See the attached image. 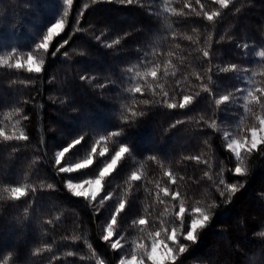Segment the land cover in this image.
Wrapping results in <instances>:
<instances>
[{"label":"trees","instance_id":"obj_1","mask_svg":"<svg viewBox=\"0 0 264 264\" xmlns=\"http://www.w3.org/2000/svg\"><path fill=\"white\" fill-rule=\"evenodd\" d=\"M186 2L196 11L185 8ZM201 3L206 11H219L221 15L209 22L196 0H139L132 5L121 4L119 0H73L70 7L63 6L62 0H0V55L16 48L21 55L31 50L37 60H44L43 70L38 74L0 69L3 103L0 129L10 133L15 125V130L23 129L29 136L28 141L20 142V151H13L0 141V196H8L3 192L4 187L55 186L38 192L40 199L27 211L28 197L21 201L0 200V264L4 259L9 264L17 261L19 264H96L89 243L103 264H117L121 255L131 252L134 240L149 245L147 231L140 232L129 225L140 215L155 220L154 227L159 224L157 214L164 212L165 205L155 202V185L168 184L166 170L183 177L178 183L186 204L195 206L197 201L202 207L213 201L217 204L211 209V222L199 231L198 242L181 241L189 248L177 255L175 264H264V235H261L264 233V145H259L250 155L242 152L246 173L236 176L231 171L236 160L223 136L225 130L243 135L244 129L257 122L254 115H245L238 104L225 103L217 108L213 97L202 91V81L197 79V75L203 76V84H208L209 61L202 51L209 46L214 65H249L237 45L248 43L258 49L264 44V0H228V8H221L213 0H201ZM65 10L68 15L64 17V28L53 37L48 52L36 51L34 45ZM180 11L186 15H178ZM81 12L83 15L78 17ZM117 39L119 43L115 42ZM64 40L68 43L56 52ZM108 44L113 46L107 47ZM64 52L68 53L67 57L63 56ZM145 56L148 63L142 66ZM155 64L160 65L158 81L148 77V82L153 86L159 83L160 87L153 95L144 80H137L128 69L143 73ZM164 65H169L167 76L163 75ZM251 67L260 69L258 64ZM233 75L231 72L213 75L216 83L209 86L216 97L239 83L230 79ZM81 76H88L90 82L81 80ZM123 77L131 78V84ZM254 80L256 83L249 86L264 87V76H256ZM137 83L144 87L143 96L127 91ZM161 89L175 98L172 102L181 99V92L200 95L185 109H168L159 103ZM144 99L152 103L145 105ZM251 107L264 115L256 105ZM14 108L20 109L28 119L16 115ZM131 110L144 115L132 117ZM177 120L183 123L176 124ZM212 120L219 130L208 126ZM240 124L242 128L238 129L236 125ZM117 130H122L121 136L101 141V145H106L112 154L118 150L119 142L126 140L138 155L135 161L125 158L119 162L108 178L112 181L111 188L118 196L122 195L125 180L133 170L142 179L132 187L130 197H126L135 201L132 212L123 220L126 231L122 234L127 244L113 250L109 242L101 239V229L107 209L115 201H108L98 215L94 214L87 200L67 190L65 180L69 174L58 173L55 152L73 136L86 132V143L73 149L84 158L92 140ZM153 155L156 160L148 158ZM197 155L207 163L184 159ZM219 168L224 169L227 183L244 182L227 204L213 182L220 178ZM205 171L213 180L204 175ZM71 175L76 177L79 172ZM171 204L169 201V209ZM49 219L54 223L45 222ZM167 219H172L171 212ZM175 223L178 225L179 221ZM76 236L82 238L74 240ZM38 249L41 251L37 255ZM68 251L76 254L69 257ZM54 256L58 258L50 261Z\"/></svg>","mask_w":264,"mask_h":264},{"label":"snow or ice","instance_id":"obj_2","mask_svg":"<svg viewBox=\"0 0 264 264\" xmlns=\"http://www.w3.org/2000/svg\"><path fill=\"white\" fill-rule=\"evenodd\" d=\"M108 2H111V0H108ZM213 2L218 3L221 8H228L229 6L228 0H213ZM72 3L73 0H62L63 6L70 7ZM119 3L132 5L134 3H139V0H119ZM196 4L200 5V12L203 13L204 17L209 22L214 21V18L221 15L219 11H206L204 4L201 3V0H196ZM184 7L191 8L193 12L196 11V9L192 7L191 3L186 2ZM172 11L175 12V9ZM237 11H239V9H237ZM177 14L181 16L186 15L183 11H180ZM57 15H59V13H57ZM67 15L68 12L65 10L63 12V16L55 19L51 23V26L47 27L46 34H43L42 39L34 45L36 51L43 50L45 53L48 52L53 36L63 30L65 24L64 17ZM82 15V12L78 13V17ZM78 22L79 21L77 19V24ZM188 39H191V37H188ZM220 39L223 40L224 37H221ZM115 42L119 43V39ZM66 43H68L67 40L61 42L59 47H57L56 52H59L60 48H63ZM112 46V44L107 45V47ZM237 47L242 49L244 59L250 62L248 66L238 65L237 63H228L224 66L214 65L212 62L213 53L211 52L209 46V49L202 51L203 57L209 61L207 67V72L209 73L207 77L208 84H203V76L197 75V79L202 81V91L213 97L214 104L217 108H219L221 104L225 103L229 104V106L232 104H238L243 108L245 115L252 114L255 117L257 123L244 129L243 135H241L239 131L233 133L232 131L225 130L223 133L226 147L228 151L234 155L236 160V164L231 171L233 175L242 176L246 173V169L244 167L245 160L241 154L242 151L250 155L254 150L258 149L259 145H264V115L254 112L251 107L252 105H256L259 111L264 113V87L249 86L256 83L254 77L264 76V44L258 46V49L248 43L238 44ZM249 48H251V51H248ZM56 52L52 53V55L55 56ZM67 55V52L63 53V56L67 57ZM169 55H171V53H169ZM147 63V57L145 56L142 66ZM253 64L260 65V69L253 70L251 67ZM43 65L44 60H37L31 50L27 51L24 55H21L18 49L12 48L5 52V54L0 55V69L26 70L27 73L38 74L43 70ZM168 67L169 65H164L163 75L165 76L169 74ZM159 70V64H155L152 67L147 68L143 73L132 68L128 69L130 73L134 72L137 80H144V83L148 85V88L152 91L153 95L157 94L156 88L160 87V85L159 83H156V85L153 86L148 82V77H151L152 81H158ZM229 72L234 74L230 79L236 80L239 83L233 90L216 97L215 92L209 86L216 83L213 79V75H220ZM80 79L88 80L90 82V78L88 76H81ZM122 79L127 80L128 83L131 84V78L123 77ZM13 83H15V81H13ZM99 86L102 87L103 85ZM127 91L132 94L139 93L141 96L145 94L143 85H140L139 83L135 86L129 87ZM179 95L181 96V99L178 102H172L175 98L170 97L168 92L162 90V96L159 103L168 109H175L177 107L185 109L193 104L196 97H198L200 93L197 92L195 96H193L184 95L181 92ZM53 102L55 103V101ZM142 103L147 105L152 103V101L144 99ZM2 107L3 103L0 101V108ZM75 110L76 109H73V111ZM12 111L18 116L22 115L23 119H28L26 115L22 114L20 109L14 108ZM138 115H144V113L131 110L132 117H136ZM5 118L7 119L8 116ZM17 123L19 122L17 121ZM180 123H183V121H176V124ZM197 123H199V121ZM172 126L175 127V124ZM208 126L214 130H219L215 120H212ZM236 127L238 129L242 128V124L236 125ZM15 128L16 126L13 125V131L10 133H6L3 129H0V141H2L6 146L11 147L13 151H20L22 147L20 142L28 141L29 136L23 131V129L17 131ZM121 135L122 130L111 131L107 135L101 136L98 140H92L91 146L87 148V155L84 158H81L79 152L73 151V149H76V146L78 145L86 143V132L73 136L67 144L63 145L60 150L55 152V165L58 166V173L69 174L65 180L67 190L73 196L77 198L83 197L87 200L89 206L93 207L94 214L98 215L99 209L102 208L108 201H115L113 207L107 209L105 222L101 229L103 233L101 239L105 242H109L110 247L113 250L123 248L125 244H127V241L122 234L126 231L123 226V220L125 216L132 212L135 201L126 199V197H130L132 187L136 186V182H139L142 179V176L137 171L133 170L125 180V188L122 195L118 196L115 189L111 188L112 181L108 178L112 176L114 171L117 170L119 162L125 158L135 161L138 155L134 146L126 140L120 141L118 150H113L112 154H109V148L106 145H101V141H107L110 137H119ZM12 141H16L17 143L12 144ZM23 146L26 147L27 145ZM98 148L101 150L98 151ZM80 151H85V149H80ZM66 154H68V156H66ZM69 156L71 158V162H69ZM148 158L151 160L157 159L154 155L149 156ZM184 159L193 160L197 163H207V161L202 160L198 155L186 156ZM157 163L160 162L157 161ZM94 164L96 166L93 168L92 166ZM161 167H163L162 164ZM90 168L91 171H88ZM223 171V168L218 169L217 175H219L220 178L218 181L214 180L213 182L216 185V190L222 198H225V203L227 204L231 202L232 196L244 186V182L236 181L235 183H227L223 177ZM76 172H79V175L73 177L71 174ZM164 175L168 178V184L161 185L160 183H157L155 185L156 191L154 193L155 202L157 204L165 205L164 212L157 214L159 224L154 227V225H156L155 220H151L148 215H140L133 218L131 220V224L129 225L130 228L140 232L147 231V235L150 239V246L146 243L134 240L132 242L131 252H125L121 255L117 264H169V262H171V264H175L177 255L185 253L189 248V245L179 242L178 228L180 229V236H182L184 241L196 244L199 240V231L206 228L211 222V209L217 207L215 201L208 204L206 207L200 206V201H197L195 206L186 204V196L179 190L180 185L178 183L179 180H183V177H177L171 170H166ZM204 175L209 180H213V176L208 171H205ZM54 187L55 186L53 184L32 185L30 188L27 185L23 187H4L3 192L7 193L8 196H0V200L9 199L12 201H21L23 197H28V200L25 201L27 204L25 211H27L28 208H31L32 205L40 199L36 195L38 192H42L45 189H54ZM116 187L119 188L120 185H117ZM169 201L172 202L171 209L167 207ZM145 211H147V209ZM169 212L172 214L171 220L167 219ZM187 217L191 218L187 219ZM176 221H179L178 225L175 223ZM45 222L48 224L54 223L51 219ZM169 224L172 226L169 227ZM261 235H264V233H261ZM113 237H115V239H113ZM81 238V236H76L73 239L79 240ZM65 239H67V237H65ZM122 241H124V244L121 243ZM168 241H171V243L176 246L175 249L169 246L167 243ZM88 248L92 250V256L96 258V264H103V261L100 259L95 250L92 249V245L90 243L88 244ZM47 250L50 251V247H48ZM40 251L41 250L38 249L35 254L38 255ZM74 254H76L74 251L67 252V256L69 257ZM56 258L58 257L54 256L49 259L51 261ZM80 258L85 259L86 257L81 256ZM3 264H9V261L4 259ZM16 264H19V262L17 261Z\"/></svg>","mask_w":264,"mask_h":264},{"label":"rangeland","instance_id":"obj_3","mask_svg":"<svg viewBox=\"0 0 264 264\" xmlns=\"http://www.w3.org/2000/svg\"><path fill=\"white\" fill-rule=\"evenodd\" d=\"M54 37V36H53ZM250 135V134H249ZM226 144V143H225ZM243 152V151H242ZM242 154V153H241ZM233 155V154H232ZM234 156V155H233ZM242 156H243V154H242ZM191 217H187V219H190ZM178 236H179V242L181 243V241L183 240L182 239V236H180V229L178 228ZM168 244H169V246L170 247H173L174 249H175V245H173L172 243H171V241H168L167 242ZM149 246H150V239H149ZM171 262H169V264H170Z\"/></svg>","mask_w":264,"mask_h":264}]
</instances>
